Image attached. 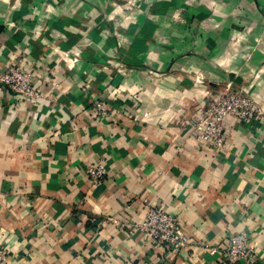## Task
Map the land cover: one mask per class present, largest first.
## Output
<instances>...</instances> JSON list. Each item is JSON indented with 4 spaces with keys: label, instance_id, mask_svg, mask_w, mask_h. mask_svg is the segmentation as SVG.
<instances>
[{
    "label": "crops",
    "instance_id": "crops-1",
    "mask_svg": "<svg viewBox=\"0 0 264 264\" xmlns=\"http://www.w3.org/2000/svg\"><path fill=\"white\" fill-rule=\"evenodd\" d=\"M7 61L47 91L21 100L0 82L8 264H241L223 256L238 230L264 264V0H0ZM229 84L261 116L229 118L223 148L205 147L188 125ZM100 98L125 115L93 119ZM158 205L181 220L177 251L130 232Z\"/></svg>",
    "mask_w": 264,
    "mask_h": 264
},
{
    "label": "built area",
    "instance_id": "built-area-1",
    "mask_svg": "<svg viewBox=\"0 0 264 264\" xmlns=\"http://www.w3.org/2000/svg\"><path fill=\"white\" fill-rule=\"evenodd\" d=\"M0 82L14 91L21 100L37 102L47 97L46 89L35 81V71L22 69L13 61H7L5 69L0 72ZM111 100L113 98L97 99L87 112L97 121L112 123L121 119L120 114L125 112L121 111L120 105L113 110L115 107ZM201 109L200 117L189 123V131L201 145L217 148H223L225 138L229 134L225 124L229 118L239 123L250 122L259 118L262 113L247 91L231 90L230 84L229 91L207 100ZM88 172L96 183L107 175L105 165L99 161L88 166ZM133 226L130 232L135 228L140 229L150 242L164 246L172 252L187 243V236L178 215L161 205L147 208L144 218ZM215 250L213 247L211 252ZM223 256L232 263L255 264L259 259L257 243L245 230H238L232 233L225 243ZM8 263L7 251L0 248V264Z\"/></svg>",
    "mask_w": 264,
    "mask_h": 264
}]
</instances>
